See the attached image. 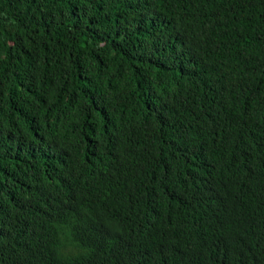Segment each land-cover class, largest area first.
Listing matches in <instances>:
<instances>
[{"label": "trees", "instance_id": "trees-1", "mask_svg": "<svg viewBox=\"0 0 264 264\" xmlns=\"http://www.w3.org/2000/svg\"><path fill=\"white\" fill-rule=\"evenodd\" d=\"M264 264V0H0V264Z\"/></svg>", "mask_w": 264, "mask_h": 264}, {"label": "clouds", "instance_id": "clouds-1", "mask_svg": "<svg viewBox=\"0 0 264 264\" xmlns=\"http://www.w3.org/2000/svg\"><path fill=\"white\" fill-rule=\"evenodd\" d=\"M221 264H260L255 251L241 241V245L230 249L220 260Z\"/></svg>", "mask_w": 264, "mask_h": 264}]
</instances>
